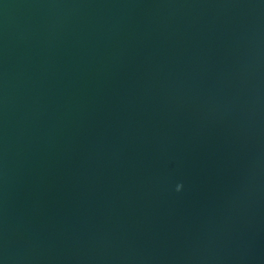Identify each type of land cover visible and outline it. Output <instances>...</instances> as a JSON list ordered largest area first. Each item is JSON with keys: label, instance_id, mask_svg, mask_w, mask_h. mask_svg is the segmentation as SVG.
<instances>
[{"label": "water", "instance_id": "water-1", "mask_svg": "<svg viewBox=\"0 0 264 264\" xmlns=\"http://www.w3.org/2000/svg\"><path fill=\"white\" fill-rule=\"evenodd\" d=\"M0 264H264V0H0Z\"/></svg>", "mask_w": 264, "mask_h": 264}]
</instances>
